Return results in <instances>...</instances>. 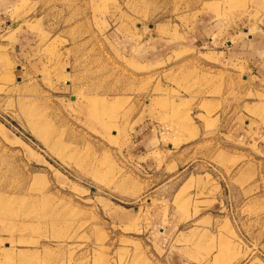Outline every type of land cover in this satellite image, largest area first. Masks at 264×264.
I'll list each match as a JSON object with an SVG mask.
<instances>
[{
  "label": "rangeland",
  "instance_id": "obj_1",
  "mask_svg": "<svg viewBox=\"0 0 264 264\" xmlns=\"http://www.w3.org/2000/svg\"><path fill=\"white\" fill-rule=\"evenodd\" d=\"M262 28L264 0H0V264H264V70L226 44Z\"/></svg>",
  "mask_w": 264,
  "mask_h": 264
},
{
  "label": "crops",
  "instance_id": "obj_2",
  "mask_svg": "<svg viewBox=\"0 0 264 264\" xmlns=\"http://www.w3.org/2000/svg\"><path fill=\"white\" fill-rule=\"evenodd\" d=\"M240 33L241 32L229 34L232 39H229L226 44L231 49L229 51L230 54H232L233 57L238 58L241 62L246 61L247 64L254 65L258 63V67L264 70V28L259 30L256 35H252L249 31H245L244 35H241ZM197 38L198 42H200L202 38L209 39V42H212L213 40L207 32L199 34ZM31 43L32 39L30 35L21 34L15 36L12 47L15 49L17 55L23 54V57L25 58V55L28 53L27 49H29ZM135 48L136 47L132 49L134 50ZM10 73L11 71H7L5 75ZM254 133H257V131ZM160 230H163L164 232V228H160ZM173 260V264H181L178 258H173Z\"/></svg>",
  "mask_w": 264,
  "mask_h": 264
},
{
  "label": "bare ground",
  "instance_id": "obj_3",
  "mask_svg": "<svg viewBox=\"0 0 264 264\" xmlns=\"http://www.w3.org/2000/svg\"><path fill=\"white\" fill-rule=\"evenodd\" d=\"M16 192V191H15Z\"/></svg>",
  "mask_w": 264,
  "mask_h": 264
}]
</instances>
